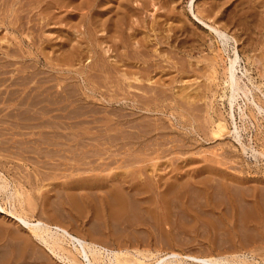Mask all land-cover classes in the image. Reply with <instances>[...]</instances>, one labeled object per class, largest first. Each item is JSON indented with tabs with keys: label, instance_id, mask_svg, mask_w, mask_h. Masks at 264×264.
<instances>
[{
	"label": "rangeland",
	"instance_id": "374dc122",
	"mask_svg": "<svg viewBox=\"0 0 264 264\" xmlns=\"http://www.w3.org/2000/svg\"><path fill=\"white\" fill-rule=\"evenodd\" d=\"M0 172L145 264H264V0H0ZM0 264L64 263L0 214Z\"/></svg>",
	"mask_w": 264,
	"mask_h": 264
},
{
	"label": "bare ground",
	"instance_id": "6f19581e",
	"mask_svg": "<svg viewBox=\"0 0 264 264\" xmlns=\"http://www.w3.org/2000/svg\"><path fill=\"white\" fill-rule=\"evenodd\" d=\"M210 28L220 38L221 37L225 38L228 35L220 29H217L214 27H210ZM230 38H231V36H230ZM232 39H233V37H232ZM232 39H228V40H232ZM234 42H235V40H234ZM232 57L233 58L231 59V61L229 63V67L227 69V77H228V84H229L228 86H229V90H230L229 91L230 92L229 101L231 103L234 102L239 91L245 92V90H243V88L240 86L239 78L236 76V72H235V65L237 64V62H238L237 60L239 59V56H238L236 50L234 51ZM38 88H40V87H38ZM32 89H34V88H31V91H32ZM27 90H28V88H27ZM31 91L30 90H29V92L25 91V93L21 95L22 101H20V102H23L26 99L31 100L32 97L36 95L35 99H33V101H30L29 103L31 105H35V103H36V105H38L39 103H37V102L41 101V100L40 101L38 100L41 92H39V91L35 92L34 91L35 93H32ZM20 92H19V95H20ZM42 92H43V90H42ZM17 97H18V94H17ZM33 102H34V104H33ZM41 102H43V101H41ZM39 109H41V108H39ZM35 111H37V110H35ZM40 123H39V125H40ZM82 156H85V154L81 155V159L84 160L85 157L82 158ZM90 156H88V157H90ZM88 157H86V158H88ZM99 157H101V156H99ZM81 162H82V160H81ZM120 184L121 183L119 182V185ZM120 187H121V185H120ZM0 193L3 195V199L6 200V202H9L10 204L14 205V208L9 209V210L4 209L0 205V214L1 215L3 214L4 216L9 217L15 223H17L19 226L27 229L29 231L32 239L36 240V242L38 241V243L42 247H44V249L46 251H48L50 254L55 256L58 260L62 261L64 264H145L146 263V261L144 263V260L142 261L141 258H145V257L147 258L149 255L143 256L144 254H141L139 251L135 252L136 254H132L128 249H125V248H121L120 250H118V249L117 250H112V249L109 250V249L99 245L97 242H95L93 240H90V239L87 240V239L77 235L76 233L74 234V232L72 230H70L67 227H64L60 223H55V222L52 223L50 221L49 222L48 221H42L39 219L31 220L27 216L28 214L25 215L27 210L25 208L26 206H24L25 205L24 201L22 199H20V196L22 195V194H20L21 192H19L17 189L12 188L11 184L6 180V178L4 177V175L1 172H0ZM114 194L117 197L119 196V194L116 190H114ZM15 198L17 199V201L19 203L20 208H18V209L15 206V202H16ZM46 208H47V206L44 205V209H46ZM66 246H69V248H67ZM151 255H153V254H151ZM170 257L171 258L175 257L174 261H176L177 259L179 260V258H176V257H178L177 253H171V254H165V256L159 255V256L155 257V259H153L154 262H152L150 264H173L174 261H172L173 259H170ZM184 258L190 259V261L191 260L195 261V263L197 262V263H202V264H230L224 260H220V258H219V260L215 259V258L214 259L213 258L205 259V258H196V257H192V256H185ZM180 259H182V258L180 257ZM223 259H225V258H223ZM179 261H177V262H179ZM244 263H246V261ZM175 264H177V263H175Z\"/></svg>",
	"mask_w": 264,
	"mask_h": 264
}]
</instances>
